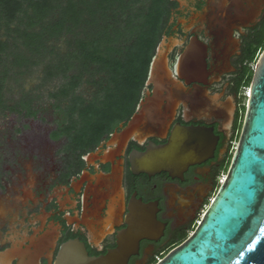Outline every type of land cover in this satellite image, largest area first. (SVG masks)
Segmentation results:
<instances>
[{
	"label": "flooded vegetation",
	"instance_id": "flooded-vegetation-1",
	"mask_svg": "<svg viewBox=\"0 0 264 264\" xmlns=\"http://www.w3.org/2000/svg\"><path fill=\"white\" fill-rule=\"evenodd\" d=\"M160 32L154 56L166 44L169 66L184 85L169 126L141 130L123 147L108 145L152 91L145 85L132 115L87 152L64 155L59 162L46 152L44 141L53 137L30 140L23 161L30 166L7 174V167L0 169V264H55L63 245L73 241L90 257L106 256L118 248L121 236L138 229L136 219L143 216L155 219L145 226L147 237L129 264H153L198 226L221 186L232 144L239 143L249 67L264 48V0H166ZM190 47L205 69L189 75L183 68L184 79L179 70ZM167 104L162 103L163 113ZM177 125L212 129L214 157L191 166L182 178L136 174L133 153L146 152L150 143L166 144ZM12 156L21 163L24 154Z\"/></svg>",
	"mask_w": 264,
	"mask_h": 264
},
{
	"label": "water",
	"instance_id": "water-1",
	"mask_svg": "<svg viewBox=\"0 0 264 264\" xmlns=\"http://www.w3.org/2000/svg\"><path fill=\"white\" fill-rule=\"evenodd\" d=\"M165 47L162 43L150 65L145 85L152 86V91L146 92L147 98L124 130L112 135L109 146L123 147L141 130H161L171 123L184 85L174 76ZM194 55L190 47L179 70L181 78L186 79L183 68L189 75L204 71L205 65L196 63ZM164 101L168 102L165 113L161 111ZM215 141L212 129L177 125L166 144L150 143L146 152L133 153L132 167L136 174L167 172L182 178L191 166L214 157ZM154 219L137 218L138 229L126 232L117 249L99 258L90 257L80 242H68L55 264H129L147 237L145 226L150 228ZM157 264H264V53L254 71L238 147L225 182L193 235Z\"/></svg>",
	"mask_w": 264,
	"mask_h": 264
},
{
	"label": "trees",
	"instance_id": "trees-1",
	"mask_svg": "<svg viewBox=\"0 0 264 264\" xmlns=\"http://www.w3.org/2000/svg\"><path fill=\"white\" fill-rule=\"evenodd\" d=\"M165 1L0 0V59L12 56L16 68L30 70L64 42L65 53L55 54L57 61L45 67L46 80H69L55 97H71L66 115L73 119L78 114L81 122L73 143L87 152L134 112L161 38ZM249 73L247 85L253 79L251 67ZM86 75L98 86L91 101L74 94ZM31 104L21 103L20 112L36 117Z\"/></svg>",
	"mask_w": 264,
	"mask_h": 264
},
{
	"label": "rangeland",
	"instance_id": "rangeland-1",
	"mask_svg": "<svg viewBox=\"0 0 264 264\" xmlns=\"http://www.w3.org/2000/svg\"><path fill=\"white\" fill-rule=\"evenodd\" d=\"M146 5H149V3ZM2 34H4L3 30L0 32V36ZM54 47L56 49V55L65 53L66 47L63 41L57 42ZM263 53L264 48L260 51L258 60L251 65L253 71ZM55 54L48 55L41 60L39 65L33 66L30 70H19L16 68L13 64L14 59L12 56H5L0 59V79L2 86L0 90L2 97V104H0V169L5 172V168L7 167L6 174L7 170L15 169L23 165L26 166V164L28 166L31 165V163L26 162L25 164L23 161L27 159V155L30 152V150L25 148L32 139H50L53 137L52 141H44L47 146L46 152L53 154L59 162L64 155L68 156L81 153V149H78L73 143V138L81 127L80 117L76 114L73 119H70L66 115L67 108L71 104V97L68 99L55 97V94H59L62 86L69 82V80L63 79L62 77L46 80L45 67L48 63L57 61ZM70 75L72 76L73 74ZM99 79L96 77L95 81ZM74 94L76 96H83V99L86 101H91L98 95V86L92 84L90 75H86L81 80L80 85L75 89ZM23 102H32V108L37 112L36 117L29 116L26 110L20 112L22 110L20 104ZM59 105H61V108H59ZM245 116L246 109H243L240 131H242ZM67 129L70 130L69 133H67ZM62 130L66 131L64 136H62ZM240 131L237 133L238 138L240 137ZM56 133H61V136L55 138ZM232 147L226 159L224 170L221 173V178L224 175L227 176L230 169L231 161L235 153L233 144ZM35 153H41V151L36 150ZM18 154H24L20 158L21 163H17L14 160L15 157L12 156ZM217 192L218 190L215 191V193ZM196 228L192 226L189 233H187V237L177 242L168 250V255L185 243L193 235ZM154 259L156 262L153 264H157L158 258L156 257Z\"/></svg>",
	"mask_w": 264,
	"mask_h": 264
},
{
	"label": "built area",
	"instance_id": "built-area-1",
	"mask_svg": "<svg viewBox=\"0 0 264 264\" xmlns=\"http://www.w3.org/2000/svg\"><path fill=\"white\" fill-rule=\"evenodd\" d=\"M256 69V68H255ZM249 94H250V89H246V99L248 100V97H249ZM233 145H234V151H236L237 147H238V143L237 142H233ZM226 180V176L222 177L220 179V185L223 184ZM214 199L211 200V202L213 201ZM200 223V222H199ZM158 258V263L161 262L163 259L162 257H157Z\"/></svg>",
	"mask_w": 264,
	"mask_h": 264
}]
</instances>
